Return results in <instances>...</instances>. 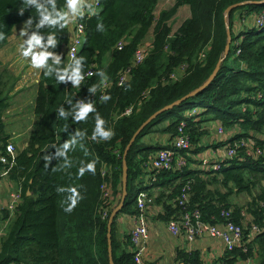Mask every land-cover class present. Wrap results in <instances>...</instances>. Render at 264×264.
<instances>
[{"label":"trees","instance_id":"1","mask_svg":"<svg viewBox=\"0 0 264 264\" xmlns=\"http://www.w3.org/2000/svg\"><path fill=\"white\" fill-rule=\"evenodd\" d=\"M65 2L56 0L57 8H63ZM36 4L51 10L48 0H0V33L4 35L0 49L14 27L29 19L31 34L46 41L49 33H55L57 45L48 51L60 56L58 67L63 68L73 36L72 23L62 29L47 24L37 27L42 17ZM157 5L158 0H99L95 15L80 18L85 35L76 57L85 58L83 76L91 65H95V73L79 87H73L71 81L57 82L55 72L45 76L46 69L41 68L33 102L35 121L27 133V144L15 156L7 155L6 164L0 163V170L7 172L5 178L20 189L12 216L3 210L4 219L9 220L0 236V264H109L107 222L121 197L127 144L150 115L202 85L218 63L219 69L205 89L158 114L131 145L126 156L127 197L111 229L113 261L134 264L131 230L119 240L116 223L120 215L133 220L138 214L137 195L148 191L153 203L163 208L160 218L169 221L183 213L178 199L188 185L189 211L197 210L203 221L221 225L220 213L227 210L231 220L243 228L246 250L225 251L219 260L235 264L253 258L256 264H264V144L260 157H249L240 148L236 158L222 159L216 172L206 171L203 160H197V153L207 148L201 143L205 122L219 121L224 128L235 129L228 142L250 133L264 135V25L256 26L257 18L264 16V0H174L172 7L156 13ZM182 7L188 16L172 30L173 16ZM98 24L103 25V31L97 29ZM150 29L152 40L146 45ZM119 42L121 49L116 47ZM138 47L146 48L143 61L118 86L120 72L132 64ZM99 71L107 76L103 83ZM16 79L7 69L0 70V156L6 155L5 146L11 138L4 116L11 106ZM105 83L108 85L103 87ZM94 85L95 93L89 91ZM103 95L111 98L102 101ZM68 99L73 104L92 102L96 112L84 121H74L71 114L65 120L58 110L62 107L70 112ZM127 109L129 114H125ZM96 113L105 121L104 129L114 133L109 140L91 139ZM181 121L191 141L190 148L182 152L186 165L169 171L144 167L153 152L172 147ZM77 130L85 131V136L77 137L65 156H58L57 149ZM154 134L167 135V142H148ZM218 145L223 143L215 142L213 147ZM92 161L95 173L85 171L80 176L79 168ZM149 182L165 189L151 194ZM104 184L111 190L108 198L101 190ZM72 188L79 199L69 213L64 209L70 203ZM238 195L246 197L244 203L231 200ZM252 225L260 232L248 241ZM176 254L181 263L201 264L198 251L177 249Z\"/></svg>","mask_w":264,"mask_h":264},{"label":"built area","instance_id":"2","mask_svg":"<svg viewBox=\"0 0 264 264\" xmlns=\"http://www.w3.org/2000/svg\"><path fill=\"white\" fill-rule=\"evenodd\" d=\"M85 4H91L96 12L99 9V0H85ZM92 16L89 15L87 9L84 10V15L82 17ZM80 16H77L76 20L70 21L73 26V36L67 47V65L70 63L72 57H76L80 48L83 44V39L85 35V25L81 22ZM264 25V16L260 15L256 20V26ZM148 45V44H146ZM122 42H119L116 47L118 49L122 48ZM146 47V46H145ZM145 47H138L134 50L132 57V64L124 68L118 77L117 84L121 86L127 77L130 76L132 68L140 64L146 52ZM95 73V65H91L90 68L84 74V79L92 77ZM83 79V80H84ZM82 80V81H83ZM81 81V82H82ZM108 83H105L103 87L107 86ZM82 102V101H80ZM130 109L125 111V114H129ZM193 114L196 112V108L192 110ZM193 114H189L193 115ZM185 123L181 121L177 128V135L174 139L173 145L171 148H164L156 151L152 158L145 162L144 167L157 170V171H169V170H179L186 165V159L182 154L183 151H186L191 146V141L188 133L185 131ZM223 125L220 123L216 133L215 142L223 143V153L226 160H232L237 157L238 151L240 148H243L246 155L252 158H258L263 154L262 144H264V135L263 134H254L250 133L247 136H241L240 138L234 139L232 142H228V139L233 135L229 130L228 133L223 129ZM12 146V151L9 152L8 146ZM15 147L14 144L8 142L5 146V154L0 156V163L6 164L8 161L7 155L15 156ZM204 164L205 161H203ZM221 167V160L216 159L211 163L212 172H216ZM7 172L0 170V180L6 177ZM20 189L16 188L10 194L9 201L7 203L6 209L12 215L16 205L20 200ZM101 190L103 196L108 198L111 196V190L107 185H102ZM188 185L183 188L182 194L178 199V205L182 208L183 213L178 219H170L167 221V230L172 235H179L181 232L184 234L189 245H192L196 239L202 237L203 235H208L212 238L218 239L225 251H231L234 248L245 249V245L248 243L244 240L243 228L241 225L235 224L230 218V212L227 210H222L220 217L223 218L224 222L221 225L211 224L207 221L201 219V215L197 210H188ZM152 203V198L149 196L147 191H141L136 197V206L138 209V214L133 218V227L130 232V240L134 245V264H147L143 259V254L145 252L146 246L145 242L149 237V228H148V218L147 210ZM107 216L105 211L103 218ZM0 229V236L2 235ZM260 232V229L256 225H252L248 233V241L252 239L255 235ZM253 258L245 259L246 264H251ZM189 264V263H181Z\"/></svg>","mask_w":264,"mask_h":264},{"label":"crops","instance_id":"3","mask_svg":"<svg viewBox=\"0 0 264 264\" xmlns=\"http://www.w3.org/2000/svg\"><path fill=\"white\" fill-rule=\"evenodd\" d=\"M188 16V15H187ZM186 16V17H187ZM20 26V25H19ZM15 26V27H19ZM15 27L13 31L15 30ZM28 29L31 27L30 25L26 26ZM22 27L19 28V30ZM13 33V32H12ZM12 35V34H11ZM10 35V37H11ZM10 37L8 38V42L6 45H4L0 49V62L3 64L8 65L10 67L14 63H20L21 61H24L20 55L15 53L14 55H9L4 61L2 58V53L5 52L6 47L10 44ZM20 38V37H19ZM18 45L20 44V40H18ZM36 50L39 51L37 48ZM8 62V63H5ZM40 70L38 71L37 78H39V73ZM36 83L38 82L37 79H35ZM36 85V84H35ZM20 87V86H19ZM16 87L15 91V97L17 95H22V87L20 88ZM35 89H30V93L27 94V101L32 104L31 109L33 108V102L35 98ZM23 100V97L21 98V101ZM13 103L11 106L8 108L6 111L7 114L9 110H11ZM33 112V111H32ZM12 115V114H11ZM33 115V114H32ZM6 116H4V119ZM33 120L32 123L35 121V116L33 115ZM9 119V117H7ZM219 121H208L202 124V129H211L215 124H217ZM209 124V125H208ZM231 133H235L236 130L232 129L229 130ZM10 134V133H9ZM209 134V133H208ZM207 133L202 136L201 138V143L202 145L206 146L207 148L201 152V155H203V161H205V165L202 167L207 168L209 164H211L214 160L216 159H224V151H223V145H218L217 147H213V144H215V138L216 135L212 137L211 134H209V140L205 141L206 136L208 135ZM11 138L10 142L14 144L15 147V152L17 153L18 150L23 149L26 144H27V136L23 144H19L18 141V134H16L14 131H11ZM167 135L165 134H154L150 139H148V142H153V141H160L162 143L167 142ZM204 142V143H203ZM219 144V143H218ZM156 152V151H155ZM152 153L153 156L154 153ZM15 153V155H16ZM194 159H196V156L194 155ZM204 169V168H203ZM150 183V184H149ZM148 185L152 187L151 182H149ZM149 187V191L151 194H155L158 191L165 189L163 187ZM17 188L16 184L14 182L9 181L7 178H2L0 180V229L2 230L1 233L3 234L5 226L8 224V220L4 219V216L6 214L4 209H6L7 203L10 198V194L15 191ZM148 192V191H147ZM149 193V192H148ZM238 204V201H233ZM245 202V201H244ZM243 202V203H244ZM163 214V208L161 205H155L154 203L150 205V207L147 210V218H148V228H149V237L147 238L145 242V252L143 254V259L147 264H181L180 260L177 258V249H183L186 251H198L200 255V260L201 264H224L222 261L219 260L221 256L224 255L225 249L222 245V243L215 238H212L208 235H203L202 237L196 239V241L192 244L189 245L188 241L186 240L184 234L181 232L179 235H172L168 230H167V221L164 219L160 218V215ZM8 217H11L12 215L8 213ZM118 223H116V228H117V233H118V239L122 240L124 237L125 233L130 232L131 228L133 227V220H131L129 217L125 215H120L117 220ZM119 228H127L128 231H120ZM125 232V233H124ZM235 264H246L245 261L243 260H238ZM251 264H256V260H253Z\"/></svg>","mask_w":264,"mask_h":264},{"label":"clouds","instance_id":"4","mask_svg":"<svg viewBox=\"0 0 264 264\" xmlns=\"http://www.w3.org/2000/svg\"><path fill=\"white\" fill-rule=\"evenodd\" d=\"M30 3H35V0H29ZM51 4V10L46 7H43L40 4H36V8L42 17L39 21L37 27H42L45 24L49 26V28H64L70 23V18H74L76 16L82 17L84 15V10L87 9L89 15H95L96 9L92 7L91 4H85V0H66L63 8L58 9L56 5V0H48ZM67 9V10H65ZM20 13H23V8L20 9ZM97 29L103 31V25L98 24ZM26 33L22 32L21 35H25ZM4 39L3 33H0V40ZM27 48H23L21 44L22 56L23 57H31L30 65L33 68L41 69L45 68V76H48L50 73L55 72L57 76V82H65L71 81V85L73 87H79L81 81L84 79L81 74V64L85 59L83 56L77 58L72 57L70 63L61 68L58 67L61 64V58L59 55L54 52L48 51L49 47L55 48L57 45V40L55 33H49L47 35V40L44 41L43 37L33 33L30 38L26 41ZM39 49V51H35L34 49ZM51 61V63H49ZM97 75L101 78V82H105L107 80V76L103 71H99ZM97 86H92L89 91L96 92ZM111 97L109 95H103L101 97L102 101H108ZM71 105V110L69 113H66L62 107L59 108L60 116L66 117L71 114L73 116L74 121H84L87 119L89 113H95L96 109L93 107L92 102H76L72 103L71 99L66 101ZM105 121L100 117L99 113L95 115V128L93 134L91 136L92 140H97V137L102 138L103 140H109L113 135V131L104 129ZM85 136V131L77 130L75 135H71V137L62 144L61 148L57 149L58 156H65L66 151L70 149L71 146L75 145L76 138H83ZM55 147V145H52ZM9 152L12 151V146L9 145ZM158 151V150H157ZM185 157V156H184ZM48 160V157L46 158ZM186 159V158H185ZM68 163L67 159L65 160L63 167ZM79 175L82 176L85 171L95 173V161L89 162L79 168ZM62 191V189H61ZM71 192L70 203L64 209L66 212H71L72 209L76 206V203L79 199V193L75 188L69 190Z\"/></svg>","mask_w":264,"mask_h":264},{"label":"rangeland","instance_id":"5","mask_svg":"<svg viewBox=\"0 0 264 264\" xmlns=\"http://www.w3.org/2000/svg\"><path fill=\"white\" fill-rule=\"evenodd\" d=\"M173 2L174 0H158V5L156 7V13L160 12L162 9H166V8L169 9L170 7H172ZM187 15H188V11L186 7L179 8L178 12H176V14L173 16L172 30H175L178 24L182 22V20L186 18ZM28 25H30V27L32 25V22L29 19H26L20 24L16 25L19 27H15V30L13 31L10 37V44L6 47L5 52L1 54L2 58H4L3 59L4 61H6L5 58L7 56L14 55L15 53L20 55L24 61H21L20 63H18V65L17 63H14L10 67L0 62V70L7 69L10 73H12L15 77H17L16 86L13 90V96L11 100V104L13 103V105H12L11 110H9L8 114L7 112H5V116H6L5 121L8 125L6 128L8 133L11 134V131H14L16 134H18L19 144H23V142L26 139L27 133L31 129L32 120H33L32 118L33 108L31 109L32 104H30L27 101L26 97H27V94L30 93V89L36 90L35 79H37L38 81L37 74L39 71V69L31 67L30 65L31 57L30 56L29 57L22 56L21 47L20 45H18L19 43L18 40H20V44L23 45V48H27L26 41L32 35L30 28L28 29L26 27ZM20 27H22V31L21 29L19 30ZM22 32L26 34L21 35ZM151 40H152V29H150L147 36L145 37L144 44H149ZM34 50L38 51L36 49ZM5 63H8V62H5ZM19 86L22 87L21 89H22L23 94L17 95V97L14 99L16 87L18 88ZM22 97H23V100L21 101ZM190 114H193V112H190ZM7 117H9V119H7ZM219 124L220 122L215 124L211 129H208V128L204 129V131H206L207 134L208 133L211 134L213 137V135L215 136L217 133ZM223 129L226 131V133L229 132L228 129L226 128H223ZM209 134L206 136L207 138H205V141L209 140ZM202 158H203V155H201V152L197 153V160L201 161ZM205 170L212 171L211 164H209L208 167L205 168ZM231 200L238 201L239 203H243L246 200V197L244 195L232 196ZM152 204H153V201L151 205ZM119 230L125 231V232L128 231L127 228H119ZM117 237H118V233H117Z\"/></svg>","mask_w":264,"mask_h":264},{"label":"water","instance_id":"6","mask_svg":"<svg viewBox=\"0 0 264 264\" xmlns=\"http://www.w3.org/2000/svg\"><path fill=\"white\" fill-rule=\"evenodd\" d=\"M254 4H258L259 2L255 1L253 2ZM241 3L238 4H234L230 7H228L226 9V12H228L230 9L234 8L235 6L240 5ZM67 10V9H66ZM77 16L74 18H70V21L76 20ZM229 43H230V39H228L227 44L225 45V55L228 53L229 51ZM219 69V63L216 65L215 69L213 70V72L209 75L208 79L199 87H197L196 89H194L193 91L189 92L188 94L182 96L181 98L177 99L176 101L162 107L161 109L157 110L156 112H154L152 115H150L140 126L139 128L134 132V134L132 135L129 143L127 144L124 153H123V160H122V177H121V197L120 200L118 202V204L115 206V208L112 210V212L109 215L108 218V222H107V245H108V262L109 264H114L113 261V256H112V240H111V229H112V223L114 221V218L116 216V214L122 209L124 203H125V199L127 197V182H128V166H127V161H126V156L128 154V151L131 147V145L133 144L135 138L137 137V135L142 131V129L151 121L153 120L158 114L169 110L170 108L180 104L181 102H183L184 100H186L189 97H192L194 95H196L198 92L202 91L203 89H205L210 82L213 80V78L215 77L217 71Z\"/></svg>","mask_w":264,"mask_h":264},{"label":"bare ground","instance_id":"7","mask_svg":"<svg viewBox=\"0 0 264 264\" xmlns=\"http://www.w3.org/2000/svg\"><path fill=\"white\" fill-rule=\"evenodd\" d=\"M234 130V129H233Z\"/></svg>","mask_w":264,"mask_h":264}]
</instances>
